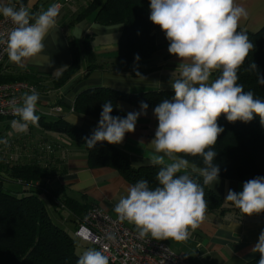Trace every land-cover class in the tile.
<instances>
[{
	"label": "clouds",
	"instance_id": "1",
	"mask_svg": "<svg viewBox=\"0 0 264 264\" xmlns=\"http://www.w3.org/2000/svg\"><path fill=\"white\" fill-rule=\"evenodd\" d=\"M60 9V4H52L47 10L30 13L22 3L18 8L0 3V14L15 25L6 34L0 33V44L7 45L11 62L20 65L44 51L43 41L55 27ZM150 9L151 22L170 42L168 52L182 61L180 78L170 82L174 98L154 108L158 126L150 142L154 149L150 162L161 166L156 176L160 186L152 189L146 180L137 181L113 210L121 222L136 227L140 238L150 235L158 241L182 242L189 237V229L198 228L206 218L204 186L219 180L213 146L224 129L218 118L223 114L229 122H250L255 115L264 125V101L237 83L238 69L254 48L247 33L238 31L241 19L248 16L244 7L235 0H150ZM250 69H256L254 62ZM216 70L221 74L210 80ZM137 76L143 79L138 72ZM30 91L24 95L23 105L13 109L20 119L11 121V126L18 132L27 131L29 123L38 126L39 93L34 88ZM140 108L121 118L111 115L113 104L106 101L97 128L86 139L87 146L94 148L102 141L122 143L126 133L135 131L138 117L146 114L148 105L141 102ZM189 156L201 157L203 166L185 158ZM193 174L203 178V186ZM225 201L244 215L264 212V177L246 181L241 192L229 189ZM251 251L260 253L257 264H264V230ZM76 264H109V260L101 251L89 249Z\"/></svg>",
	"mask_w": 264,
	"mask_h": 264
},
{
	"label": "crops",
	"instance_id": "2",
	"mask_svg": "<svg viewBox=\"0 0 264 264\" xmlns=\"http://www.w3.org/2000/svg\"><path fill=\"white\" fill-rule=\"evenodd\" d=\"M89 1L0 0V3L14 7L22 3L30 13L47 10L52 4L61 5L56 25L43 41L44 51L38 57L25 59L20 65L8 58L0 69V82L26 81L33 84L39 93L38 115L45 121L63 118L71 124L94 131L99 119L73 110L79 92L94 86L133 94L174 90L170 82L180 78L179 64L182 61L168 52L170 42L159 27L155 31L158 49L152 57L134 63L131 68H123L118 58L121 26H102L95 22L94 14L82 20L77 19ZM235 3L248 12L247 18L241 19L240 28L255 32L264 26V0H235ZM86 38L92 47V57L86 56L84 51ZM72 40L83 52L81 68L67 81L59 84L56 83L57 76L72 65ZM137 72L143 79L137 76ZM214 73L210 80H215ZM154 108L148 107L146 114L138 117L135 131L126 133L122 143L113 144L129 157L134 166L151 165L154 149L150 142L158 126ZM118 111L119 117L124 118L129 112H140L141 108L121 101ZM38 125L41 126L39 122ZM36 148L35 160L40 164L49 161L55 169L53 177L46 181L51 189H59L61 193L65 192L68 197L82 204L98 206L117 216L114 206L121 196L127 195V189L132 185L117 170L110 167L91 168L83 145L51 130H47L46 135L41 134ZM45 148L52 151L46 152ZM245 182L219 176L217 183L208 186L231 209L223 214L206 211L205 220L198 228L189 229L190 235L185 241H161L176 254L196 264H247L253 261L258 252L253 253L251 250L264 230L262 216L260 213L244 215L232 202L225 201L229 189L241 192ZM128 225L136 229L133 224Z\"/></svg>",
	"mask_w": 264,
	"mask_h": 264
},
{
	"label": "trees",
	"instance_id": "3",
	"mask_svg": "<svg viewBox=\"0 0 264 264\" xmlns=\"http://www.w3.org/2000/svg\"><path fill=\"white\" fill-rule=\"evenodd\" d=\"M91 14H94L95 22L102 26H121L118 58L123 68L128 69L134 63L147 61L157 51L155 31L159 26L149 18L150 0H90L77 19L82 20ZM238 31L247 33L254 48L238 69L237 83L243 85L245 92L251 91L254 98L264 101V26L255 32L240 27ZM70 46L72 65L57 76L56 83H64L81 68L82 49L73 40L70 41ZM84 51L86 56H93L88 38L84 41ZM253 62L255 70L250 69ZM220 74L221 70H216L214 79ZM174 95V90L133 94L94 86L78 93L73 110L100 119L102 106L106 101L113 104L111 115L119 116L118 106L121 101L137 107L144 102L149 108H154L164 100H172ZM38 122L43 128L62 133L69 140L83 145L91 168H113L132 185L143 179L152 189L160 186L156 176L161 166H134L122 150L107 141L97 142L94 148H89L86 139L92 136L93 131L71 124L63 118L45 121L40 117ZM217 123L224 129L213 146L216 151L214 164L220 168L219 176L238 181L264 177V125L259 116L254 115L250 122H229L222 114ZM45 151L51 152L52 149L45 148ZM185 158L203 166L199 156ZM54 172L49 161L40 164L35 158L32 162L12 166L0 161V264H76L83 254L77 251L75 238L53 219L49 206L55 217L57 212L64 223H73L75 229L90 206L68 197L59 189H51L46 181L53 177ZM4 173L12 183L20 187L5 188V180L1 176ZM180 174L182 173L177 175ZM193 178L203 186L202 177L193 174ZM204 192L206 211L223 214L231 209L208 185L204 186ZM260 214L264 222V212ZM96 250L99 251L97 247ZM259 259L260 253L247 264H257Z\"/></svg>",
	"mask_w": 264,
	"mask_h": 264
},
{
	"label": "built area",
	"instance_id": "4",
	"mask_svg": "<svg viewBox=\"0 0 264 264\" xmlns=\"http://www.w3.org/2000/svg\"><path fill=\"white\" fill-rule=\"evenodd\" d=\"M20 6V5H19ZM19 6H16L18 8ZM34 23V20H30ZM15 25L10 19L0 17V33L6 34ZM7 45L0 44V69L8 59ZM36 87L26 81L0 82V119H20L14 107L23 105L26 92ZM39 111L38 105H36ZM74 235L95 245L111 264H196L191 259L178 255L161 240L151 236L140 238L137 229L121 222L118 216L92 205L84 213ZM114 236L115 239L110 237Z\"/></svg>",
	"mask_w": 264,
	"mask_h": 264
},
{
	"label": "rangeland",
	"instance_id": "5",
	"mask_svg": "<svg viewBox=\"0 0 264 264\" xmlns=\"http://www.w3.org/2000/svg\"><path fill=\"white\" fill-rule=\"evenodd\" d=\"M13 120L19 119H0V141H7L6 144L0 143V161L4 162L7 166L32 162L36 155V144L40 141L41 134L46 135L47 132L42 126L32 125L30 123L27 131L18 132L11 126V121ZM1 176H3L5 180V188L15 187V189H18L20 187L19 185L12 183L13 181L10 180L6 174ZM49 208L53 219L75 238L78 252L84 253L89 249L96 250L95 245L75 237V226L73 223H64L60 218V215L55 212L57 215V217H55L52 208L50 206Z\"/></svg>",
	"mask_w": 264,
	"mask_h": 264
}]
</instances>
